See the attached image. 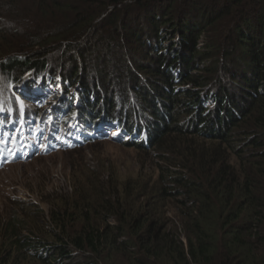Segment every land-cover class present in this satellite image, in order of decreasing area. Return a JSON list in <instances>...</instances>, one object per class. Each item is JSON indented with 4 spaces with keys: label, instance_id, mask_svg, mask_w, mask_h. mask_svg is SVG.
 Masks as SVG:
<instances>
[{
    "label": "trees",
    "instance_id": "16d2710c",
    "mask_svg": "<svg viewBox=\"0 0 264 264\" xmlns=\"http://www.w3.org/2000/svg\"><path fill=\"white\" fill-rule=\"evenodd\" d=\"M169 1L0 0L5 17L21 24L0 27V114L12 110L19 120L23 105L28 133L36 138L41 126L42 154L101 140L110 125L129 136L123 146L158 153L156 176L122 183L82 167L73 196L56 197L50 212L9 199L0 264H264V0H213L195 17L169 16ZM209 27L222 39L200 49ZM127 36L156 65L130 66L129 90L109 87L100 56L90 77L92 50ZM222 71L237 91L222 85ZM47 82L63 89L51 115L28 98ZM175 135L208 141L181 145ZM172 201L180 203L175 220Z\"/></svg>",
    "mask_w": 264,
    "mask_h": 264
},
{
    "label": "rangeland",
    "instance_id": "374dc122",
    "mask_svg": "<svg viewBox=\"0 0 264 264\" xmlns=\"http://www.w3.org/2000/svg\"><path fill=\"white\" fill-rule=\"evenodd\" d=\"M130 3V5H134L133 2ZM179 3L180 0L169 1L171 11V13L169 12V16L175 15L176 11H178L181 13H190L189 15L195 17L208 7H211L213 0H182L180 7H178ZM192 5L195 6L194 9L196 10L189 11ZM162 9L163 12H167V7ZM2 21L5 23L3 22L4 24H2ZM0 24H2L0 27L4 25L21 26L20 23H16L9 16L5 17L4 11L1 9ZM136 25L137 22L135 21L133 26ZM134 28L135 27H132V30ZM35 32L36 31H32V33ZM5 39L6 41L12 42V40H9V36H6ZM127 39L128 40L120 43L115 42L111 50L108 49L107 46L102 47V45L92 50V56H90V60L86 63V68L90 77H97L99 75L100 72L97 71V66L99 58L103 57V66L104 68L107 66L106 75L109 87H116L120 90V85H124L129 90L131 82L135 79L127 74V70L130 66L136 68L135 64L139 66L140 63L144 64L143 67L156 65L155 59L150 58L142 44H140L141 40L130 36L129 38L127 36ZM214 39H216V42L221 41V33L218 32L217 29L215 30L214 28L209 27L206 32L201 35L198 47L204 49L206 46L205 44L211 43ZM211 44H213V42ZM125 48L127 50L123 53ZM130 55L135 57L133 58L135 62L132 61L131 65L127 63L131 57ZM70 61L73 60L71 59L69 62ZM196 61L198 62L199 60L197 59ZM210 61L211 60H209V62ZM206 65L207 63L202 62L199 66L204 68ZM146 73L148 75L151 73V76L154 75L151 68H148ZM195 73L201 72L195 71ZM211 75L212 74H210V76ZM217 77L221 79L222 85L228 92L237 91L235 89L236 84L228 73L222 71L221 74H217ZM118 89L113 92L111 91L112 94H117V92H119ZM62 91L63 89L60 84L47 82L45 88L41 84H38L36 90L31 96H28V98L31 103L37 102L38 108H43L45 112L51 115L54 107H57L59 104L58 102H60ZM56 103L58 104L56 105ZM18 109L20 111L19 118L21 121L23 117L26 118L27 114L23 105L19 106ZM178 111L179 114H182L183 108H180ZM17 121L19 120L16 119V113L12 110L0 114V156H8L7 163H5L4 160L0 163V211L5 208L8 209V206L10 205L8 202L9 199L18 197L22 200H32L39 203L43 208L50 212L52 202L55 201L56 197L68 200L73 196L75 192L74 177L80 172L82 167L86 165H89L90 167L98 166L103 170L104 174H110V172L115 173L114 175L119 183H122L129 178L140 177L143 175H157L156 163L158 159L156 158V155H158V153H156L154 149H151L152 147L146 149L147 151H143L138 148L123 146V141L120 139L123 138L125 140L129 136L124 133L122 134L117 128V125L107 126L101 140H96L89 145L80 144V148H75V150H73V147L71 146V149L67 148L66 150L47 155L42 154V150H40V148L43 147L41 126L38 125L37 128L35 122L33 129H35V133L36 131L38 132L36 138H33L31 134L27 132V126L22 124V136H19L20 127L19 125H15ZM4 122L11 123L4 125ZM111 126L116 129L111 128ZM183 127L186 129L185 126ZM44 128H46L47 134L50 130L53 132L55 131L54 123L51 121L45 122ZM6 130L12 133V136L7 139L2 136L3 131ZM69 138L70 135L67 136V139ZM172 138L175 139V142L181 145L188 142L202 143L208 141L206 135H175ZM19 142L23 143L22 146L18 145ZM70 143L72 144L71 140ZM35 153L36 156H34V159L29 161L30 158L27 159L28 154L34 155ZM232 161H236L234 156ZM177 201L170 202V209L172 212L169 214L170 218L174 220L176 210L180 204ZM180 233L182 234V231H180Z\"/></svg>",
    "mask_w": 264,
    "mask_h": 264
},
{
    "label": "bare ground",
    "instance_id": "6f19581e",
    "mask_svg": "<svg viewBox=\"0 0 264 264\" xmlns=\"http://www.w3.org/2000/svg\"><path fill=\"white\" fill-rule=\"evenodd\" d=\"M76 132H77V125H75V126L73 127V133H74V134H72V136H73L74 139L79 140V138H80L82 135H77V134H75Z\"/></svg>",
    "mask_w": 264,
    "mask_h": 264
},
{
    "label": "built area",
    "instance_id": "2783aa9c",
    "mask_svg": "<svg viewBox=\"0 0 264 264\" xmlns=\"http://www.w3.org/2000/svg\"><path fill=\"white\" fill-rule=\"evenodd\" d=\"M260 91L263 92V91H264V87H262V88L260 89Z\"/></svg>",
    "mask_w": 264,
    "mask_h": 264
}]
</instances>
